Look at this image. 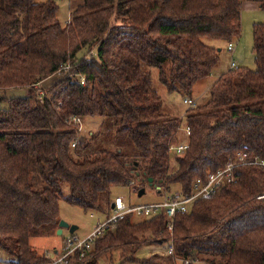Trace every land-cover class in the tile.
Segmentation results:
<instances>
[{
    "label": "trees",
    "instance_id": "trees-1",
    "mask_svg": "<svg viewBox=\"0 0 264 264\" xmlns=\"http://www.w3.org/2000/svg\"><path fill=\"white\" fill-rule=\"evenodd\" d=\"M243 1L82 0L62 24L57 0H0L1 261L47 260L31 239L59 228L61 200L103 211L113 187L150 178L161 193L177 185L188 195L195 181L246 153L232 183L177 214L175 254L138 257L145 244L171 236L163 214L135 220L130 213L95 240L83 264L118 250V264L201 256L202 264H264V165L250 163L264 161V22L253 25L255 70L230 66L210 82L222 48L205 42L240 39ZM248 1L264 9V0ZM154 69L168 92L209 93L186 110L184 126L163 111ZM10 88L32 92L8 99ZM76 116L100 118L116 146L94 147L102 134L81 136ZM185 126L188 148L172 154Z\"/></svg>",
    "mask_w": 264,
    "mask_h": 264
},
{
    "label": "rangeland",
    "instance_id": "rangeland-1",
    "mask_svg": "<svg viewBox=\"0 0 264 264\" xmlns=\"http://www.w3.org/2000/svg\"><path fill=\"white\" fill-rule=\"evenodd\" d=\"M37 1H45V0H37ZM82 0H57L59 4L58 11V19L60 23H67L68 19H70L71 11L78 3ZM255 22H264V9L259 10H250L246 8H242V33L239 40L233 42L234 50L228 51L227 46L228 43L225 41L205 39V42L217 46L218 48H222L221 57L222 61L220 65L215 69L210 78V82L219 76V74L225 72L230 66L232 60H235L238 66H245L252 70L257 68V64L255 62V54L253 53V45H254V37H253V25ZM153 84L160 95L163 97L164 108L163 111L172 116L181 118L183 126L185 125V112L190 107H195L199 104H203L209 98V93H202L201 96L191 98L194 100L193 105H189L185 102L186 99L190 97H184L178 92H168L164 86L161 85L157 70H153ZM59 75L55 77H51L48 82L46 81L43 85H50L57 81ZM39 86V85H38ZM2 91L0 90V95ZM32 91L27 90L26 88H10L7 89L5 95L8 99L12 97H22L27 96ZM6 105V104H5ZM83 119V131L81 136H87V134L95 132H100L102 134V138L100 141L94 142V147L104 146L106 143V147L113 148L116 145L110 139L111 130L104 126H101L102 120L100 118H91L84 117ZM102 127V128H101ZM187 136L185 135L184 128H182L177 136V142L175 144H182L184 140H187ZM111 140V141H110ZM172 154H178L175 150L171 151ZM172 156L171 166L172 169L175 168L176 162ZM142 183H144L143 186ZM141 188H145V193L140 195L139 190ZM159 190V192L157 191ZM180 188L176 185L171 187L169 190L164 191L169 194H173L175 192H179ZM64 192L68 193L67 187L64 188ZM162 192V187L160 185H156L152 187L150 183L138 181V184L135 187L131 186H116L111 189V191L107 194V199L110 201V205L106 206L103 211L99 210H84L83 208L68 203L65 200L60 201V217L61 220H64L71 225L78 226V229L75 231V234L81 238H85L88 234L94 231L95 227L99 222L106 220L108 217L113 215L111 204L115 200L116 197H124L127 200H130L133 205L142 206L149 205L152 203L162 202L165 199V194ZM135 220H142L144 216L136 215L134 216ZM70 234L68 228H63V233L58 234V229H48L40 234L33 236L31 239L32 246L40 253H47L48 255L52 253L53 250L61 248L64 243L65 236ZM148 240L151 238L150 234L146 235ZM146 238V237H145ZM167 244H155V243H147L145 244L138 252L137 256L140 258L147 257L152 253H164L167 249ZM203 257V256H201ZM201 257L196 259L193 263L190 264H202ZM205 257V256H204ZM220 259V258H218ZM217 259V260H218ZM121 260V252L114 251L113 253L109 252L101 256L99 258V264H118ZM125 264H139L137 262H127ZM177 264H184L183 262L177 259Z\"/></svg>",
    "mask_w": 264,
    "mask_h": 264
},
{
    "label": "built area",
    "instance_id": "built-area-1",
    "mask_svg": "<svg viewBox=\"0 0 264 264\" xmlns=\"http://www.w3.org/2000/svg\"><path fill=\"white\" fill-rule=\"evenodd\" d=\"M228 51L234 50L233 42L227 46ZM235 60H232L231 67H237ZM84 83V80L82 81ZM185 102L189 105L194 104V100L188 98ZM71 123V122H70ZM72 123L76 126L77 133L83 131V119L82 117H73ZM185 135L188 137L190 134L189 127H183ZM79 144L78 140L72 144L73 148H76ZM188 148V144L183 142L182 144H174L170 150H175L178 155H182ZM246 153H241L239 157L228 163L224 168L219 169L216 172H212L208 177L204 179H198L193 184V191L188 195L175 192L169 194L164 192L165 199L162 202L152 203L149 205L137 206L133 205L130 200L124 197H116L113 201L114 207L112 208L113 215L106 220L99 222L94 231L88 234L85 238H81L75 233L65 236L63 246L56 250H53L51 254H47V260L41 264H83L86 260L92 258L91 252L94 248L95 240L104 234L108 229L112 228L114 224L125 218L127 214L133 213L144 217H151L157 214H163L167 222V230L171 236L170 241L167 243V249L164 252L167 255L175 254L174 251V227L176 216L179 213H189L192 210L194 203L199 199H209L218 194L227 184L234 181V169L240 164H246ZM250 163L262 164L264 161H254ZM135 182L131 183L133 187ZM179 260V258H177ZM77 260V263H75ZM180 261L184 264H190V259L180 258ZM0 264H13L8 261H1Z\"/></svg>",
    "mask_w": 264,
    "mask_h": 264
},
{
    "label": "water",
    "instance_id": "water-1",
    "mask_svg": "<svg viewBox=\"0 0 264 264\" xmlns=\"http://www.w3.org/2000/svg\"><path fill=\"white\" fill-rule=\"evenodd\" d=\"M149 183H150V185L153 183V179L152 178L149 179ZM144 193H145V188H141L139 190V194L142 195ZM111 207L112 208L114 207V203L113 202L111 204ZM63 228H68L69 229V232L71 234H73L78 229V226L71 225L70 223H68V222H66L64 220H61L60 223H59L58 234H62L63 233Z\"/></svg>",
    "mask_w": 264,
    "mask_h": 264
},
{
    "label": "crops",
    "instance_id": "crops-1",
    "mask_svg": "<svg viewBox=\"0 0 264 264\" xmlns=\"http://www.w3.org/2000/svg\"><path fill=\"white\" fill-rule=\"evenodd\" d=\"M246 8V9H250V10H259V9H261L260 8V5L257 3V2H253V1H248V0H244L243 2H242V8ZM68 21H69V19H68ZM67 21V22H68ZM256 23V22H255ZM66 24V23H65ZM238 65V64H237ZM49 80V79H48ZM48 80H46V81H48ZM46 81H44V83L46 82Z\"/></svg>",
    "mask_w": 264,
    "mask_h": 264
}]
</instances>
